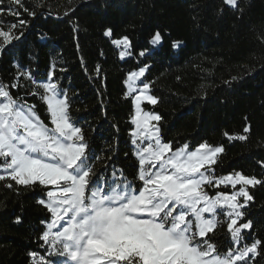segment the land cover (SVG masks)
Returning <instances> with one entry per match:
<instances>
[{
	"label": "snow or ice",
	"instance_id": "1",
	"mask_svg": "<svg viewBox=\"0 0 264 264\" xmlns=\"http://www.w3.org/2000/svg\"><path fill=\"white\" fill-rule=\"evenodd\" d=\"M32 2L30 9L24 0H0V5L6 4L0 7V56L30 25L22 13L37 17L34 9L43 6L42 0ZM222 2L242 16L239 0ZM74 10L69 8L64 16ZM4 16L16 17V22H7ZM78 30L74 24L73 32ZM103 35L119 50L121 61L133 56L127 35L113 38L111 28ZM166 35L170 33L155 30L148 38L149 47L139 50L138 61L162 46ZM182 46L181 41L172 42L174 51ZM76 47L79 50L78 43ZM80 63L88 74L82 56ZM13 66V82L0 81V181H8L9 189L14 188V181L25 189L40 188L43 194L37 203L47 213L41 221L46 227L37 240L44 251L28 252L30 264H254L264 253V240L251 236L254 225L246 218V209L254 201L252 190L264 187V177L241 171L217 176L215 169L225 152L222 145L200 142L192 147L186 142L174 147L173 142H165L162 116L144 107L160 103L146 78L150 65L129 71L123 81L125 98H131L134 108L130 136L137 173L132 180L123 176L122 169L117 175L110 147L102 154L92 150L84 126L71 115L69 90L53 79L54 62L44 80L36 79L30 65L13 61ZM93 71L90 78L100 79L103 85L101 65ZM21 80L34 86L29 94L39 96L46 105L49 123L36 105L12 95V90L21 88ZM244 119L243 134L225 131L223 136L246 141L251 126ZM260 163L264 168V161ZM221 186L231 191H221ZM14 222L22 223V217H15ZM221 226L226 227L230 245L224 252L212 239Z\"/></svg>",
	"mask_w": 264,
	"mask_h": 264
},
{
	"label": "trees",
	"instance_id": "2",
	"mask_svg": "<svg viewBox=\"0 0 264 264\" xmlns=\"http://www.w3.org/2000/svg\"><path fill=\"white\" fill-rule=\"evenodd\" d=\"M24 3L34 8L32 0ZM42 4L34 9L38 13L35 18L22 13L21 18L31 23L21 39L0 56V81L13 82V61L30 65L37 80L46 79L54 62L57 71L53 79L60 80L73 100L71 115L84 126L94 152L112 149L111 165L117 175L122 169L123 176L132 180L137 173L130 136L134 108L131 98H125L123 81L129 71L150 65L146 78L160 103L144 107L162 116L165 142H173L174 147L186 142L192 147L200 142L222 145L225 152L220 154L217 176L241 171L264 177L260 163L264 161V0H239L242 16L222 0H71V4L68 0H42ZM69 8L75 10L65 17ZM3 19L16 22L17 18ZM74 24H78L76 33ZM108 28L113 38L127 35L131 39L132 57L119 59V50L103 35ZM157 29L170 35L162 46L138 61L139 50L149 47L148 38ZM173 41H181L183 46L174 51ZM81 56L88 74L81 67ZM97 64L102 67L103 85L89 76H94ZM61 67L67 71L60 72ZM232 77L237 79L232 81ZM21 85L12 95L36 105L38 114L49 123L46 105L39 96L29 94L34 86L26 80H21ZM245 117L251 126L246 141H229L223 136L225 131L243 134ZM7 182L0 181V264H30L28 252L44 251L37 240L46 227L41 221L47 219V213L37 203L43 194L40 188L25 189L14 181V188L9 189ZM220 190L231 191L223 186ZM209 192L215 194L212 189ZM252 194L254 201L246 209V218L254 225L251 236L264 240V187L258 186ZM17 216L22 217V223L14 222ZM212 239L221 252L230 246L224 226ZM254 264H264V253Z\"/></svg>",
	"mask_w": 264,
	"mask_h": 264
},
{
	"label": "rangeland",
	"instance_id": "3",
	"mask_svg": "<svg viewBox=\"0 0 264 264\" xmlns=\"http://www.w3.org/2000/svg\"><path fill=\"white\" fill-rule=\"evenodd\" d=\"M222 187V186H221ZM237 187H239V186H237ZM214 195V194H213Z\"/></svg>",
	"mask_w": 264,
	"mask_h": 264
}]
</instances>
